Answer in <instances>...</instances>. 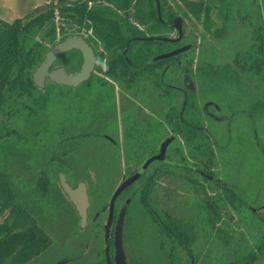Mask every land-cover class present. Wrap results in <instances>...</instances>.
<instances>
[{
  "label": "rangeland",
  "instance_id": "obj_1",
  "mask_svg": "<svg viewBox=\"0 0 264 264\" xmlns=\"http://www.w3.org/2000/svg\"><path fill=\"white\" fill-rule=\"evenodd\" d=\"M52 1L54 0H0V20L8 23L24 20L36 9L49 5ZM199 1L168 0L181 18L184 31L182 42L188 47L183 53L192 58L194 63L192 73L187 74L172 68L168 61L170 58L157 61L162 62L159 71L164 82L171 86L170 96L165 100L159 97L157 90L153 96L149 74H144L135 84L129 85L127 80L118 82L120 79L95 73L90 86L55 92L47 109L40 111L34 118H29L27 114L13 119L3 117L0 129L5 139L0 144L1 164L22 202L33 211L32 216L26 217L22 222L26 226L36 223L40 231L34 234L48 247L47 252L31 264H85L97 259L98 251L101 253L103 245L110 258V249H114L111 236L123 210L128 213V220L124 225V246L130 264H184L188 261L185 251L155 226L142 206L140 192L130 189L118 198L112 225H109V204L114 192L123 180L132 177L143 159H134L131 154L134 146L127 143L123 144L122 154L118 146L109 142L108 136L111 134L112 139L117 142L114 132L122 124L142 121L144 115H147L146 109L151 100L150 113L154 115L151 116L152 120L164 124L168 110L180 104L183 99L186 84L193 86L202 105L204 101L211 102L212 99L206 97L207 93L202 90L199 82L205 70H208L207 67H211L214 73L227 65L236 68L239 56L245 55L244 48L248 49L253 43L249 33L243 29L238 31L234 27L228 28L227 32H206L202 19L190 8V5ZM259 1L262 4V0ZM82 35L88 38L90 33L83 32ZM172 36L177 38L178 31ZM55 66L62 67L61 64H54ZM237 71L242 74L239 69ZM260 76L264 79V75ZM256 77L259 76L253 79L256 80ZM257 82L261 85V81ZM260 85L257 87L251 83V90L261 89ZM87 91L90 94L82 100ZM218 105H222L224 112V104ZM212 107L209 110L215 112ZM238 108L236 106V110L230 114L232 119L245 116L244 111L241 112ZM206 123L211 134L213 122L207 120ZM251 130L254 132L248 147H242L236 142L234 147L237 149H232L233 153H227L228 147L220 149L212 141L206 143L207 148L202 149L204 152L195 149L196 147H187L185 141L177 137L173 130L162 131L157 136L159 144L171 135L175 136L173 138L176 140L170 146L173 161L184 159L199 171L215 173L224 182L231 183L234 192L246 198L251 211L258 215L257 219H252L246 210H241V215H237L228 205L224 206L226 202L222 197L223 192L219 190L216 198L222 212L231 215L223 216L219 224V228L226 229L227 233V241H223L217 235V230H212L207 223L200 199L202 192H195L183 171L172 168L170 177L158 180L154 193L157 201L167 203L193 230L196 238L194 251L202 253L212 264L240 261L250 252L256 251V242L264 236V125H252ZM9 133L10 136L7 137ZM229 158L232 161L230 167L227 166ZM61 172L72 185L82 181L88 185L91 207L89 224L85 230L80 229L74 207L63 191L59 190L57 175ZM188 178L202 181L213 195L212 182H204L195 173ZM10 214V211L0 213V226ZM25 235L19 234L15 239L20 240ZM3 252V248H0L2 260L5 259ZM76 256L79 258H74ZM7 261L9 258L5 263ZM250 264H264V258Z\"/></svg>",
  "mask_w": 264,
  "mask_h": 264
},
{
  "label": "trees",
  "instance_id": "obj_2",
  "mask_svg": "<svg viewBox=\"0 0 264 264\" xmlns=\"http://www.w3.org/2000/svg\"><path fill=\"white\" fill-rule=\"evenodd\" d=\"M160 12L156 0H54L49 5L40 7L32 12L24 20L18 19L13 23L0 20V124L3 117L9 119L22 117L27 114L29 118H34L40 111L47 109L53 96L60 90H79L81 87L90 86L95 73L104 74L115 79L130 75H155L156 82H160L159 66L160 62H155L144 67V64L156 56L175 51L185 45L182 40L179 42H166L156 40H145L146 38H171L176 32L175 20L179 17L168 0H159ZM221 15H228L230 10L229 0H221ZM196 10L198 8V11ZM194 14H199V5H190ZM213 9L209 7V12ZM198 16V15H197ZM212 24L208 23V30ZM83 32L90 33L87 38L89 44L94 48L96 57L95 72L91 78L80 86L67 87L57 85L50 80L46 82L44 88L35 85L33 74L44 60L46 53L59 41L70 36H81ZM258 41L264 49V30L256 34ZM59 36H61L59 38ZM261 49L253 48L247 55L239 56L236 61V68L225 66L215 73L236 75L237 69L244 75L253 77L264 75V60L255 53H260ZM174 69H180L185 73H192L194 60L188 58L186 53H180L168 59ZM83 55L78 50H72L61 54L55 65H62L69 73H77L83 64ZM206 73H211L212 68L207 67ZM200 70V67L198 68ZM253 76V77H252ZM241 84H245L242 80ZM56 92V93H55ZM90 93L84 94L82 100ZM195 95L189 92L180 104L174 105L170 110L172 130L179 137L184 131L190 138V146L202 151L205 149L208 136L206 132L191 126L199 119L201 109L195 101ZM204 126V123H201ZM0 129V144L5 139V135ZM197 134V135H195ZM10 136V133L7 137ZM201 143L196 144L197 138ZM175 168V167H173ZM141 181L145 183L146 177ZM59 190L62 191L59 186ZM45 193L47 191H44ZM126 192V191H125ZM124 192V193H125ZM123 193V194H124ZM225 207H230L241 215V210H246L252 219H257L258 215L242 204L247 200L238 193L223 191ZM140 200L146 211L150 214L149 205L150 194L143 192ZM207 201V209L210 213H215L219 221L224 214L221 207L217 209L212 203V198ZM248 202V200L246 201ZM219 206V205H218ZM10 211V214L0 226V248H3L1 264H31L36 258L47 252L48 247L42 244L35 232L40 228L34 224L26 226L22 222L26 217L32 216V209L14 189V183L5 172V167L1 164L0 152V213ZM242 211V212H243ZM159 213V212H158ZM121 214V212H120ZM127 217V213H122ZM151 215V214H150ZM161 218H172L161 215ZM213 226V220L210 219ZM171 232L178 238L186 242L192 252V238L188 233L182 232L177 225L169 227ZM19 234H26L24 238L16 240ZM226 229L220 228L219 236L223 241H227ZM110 251H113L111 247ZM104 248L101 254H104ZM74 254V252H72ZM75 254H77L75 252ZM264 258V236L256 242V251L250 252L240 261L229 264H250L255 263L259 258ZM9 261L5 263V260ZM106 264L104 257L95 261ZM185 264H206L199 256L188 258ZM211 264V263H209Z\"/></svg>",
  "mask_w": 264,
  "mask_h": 264
},
{
  "label": "flooded vegetation",
  "instance_id": "obj_3",
  "mask_svg": "<svg viewBox=\"0 0 264 264\" xmlns=\"http://www.w3.org/2000/svg\"><path fill=\"white\" fill-rule=\"evenodd\" d=\"M228 3L231 6L230 10L228 11V15L223 16L220 13V7L222 5L221 0H200L199 2H197V4L199 5L198 18L202 19L203 27L205 31L208 33H211L215 30V31H218V33H221V32H227L228 28H232V27L236 28L238 31H240V29L246 30L249 33L253 43L250 44L248 49L244 48L245 49L244 54L247 55L248 52L252 51L253 48L258 47V49L259 48L261 49V52L255 53V55L259 54L262 57V60H264V49L260 41H258V38L260 37L256 35V34L259 35V33L262 32V29L264 30V0H262V4L260 3L259 0H229ZM243 3H244V6H243ZM209 7H212L213 9L211 12H209ZM208 23L212 24L211 29L209 30L207 28ZM220 23H221V26H219ZM239 25H242L243 27ZM246 49H247V52H246ZM236 56L237 54L235 55V57ZM247 56L249 57L252 55L249 54ZM58 67L60 66H57V67L55 66L54 68H58ZM150 75H151L150 77L152 80L151 86H152L153 96L157 90V92H159V97L165 100V98L170 96V91H169L170 90L169 88H171L170 84L168 82H164L162 78V73L160 75L159 83L156 82L155 75H152V74ZM142 77H144V75H130L128 76V78L121 77L118 82L127 80V82H129L128 84L131 85V84H135V82ZM112 79H115V78H112ZM115 80H118V79H115ZM241 80L245 84H241L240 83ZM251 80L252 79L250 76L244 75V74L229 75V74H221V73H214V72H211V73L204 72V74L200 77L199 82L201 83L202 90H205L206 93L208 94V95L206 94V97H209L212 100L211 102L204 101L203 105L201 103L202 102L201 98L195 95L193 86L186 84V86L184 87V93H183L184 98H186L189 92H191L192 94L195 95L194 97L195 101L198 103L199 108L201 109V113L199 114V119L197 118L195 123H190V124H192L191 126L198 128L200 131L206 132L208 136L207 143L212 141L216 143L218 146H220L221 147L220 149L222 148L224 149V147H228L226 152L233 153L232 149L234 150L237 149L234 147L236 146V142H238L242 147H245V146L248 147L252 139L251 134L254 132L253 130H251L252 125L254 126L257 124L264 125V84H263L264 79L262 76H259V77H256V80H254L253 82ZM48 81L49 80H47V82ZM257 81H261V85ZM251 83L253 84V86H257V87L260 85L261 89L257 90L254 88V90L252 91ZM151 102L152 100L150 101V103ZM150 103L148 105V109H146L147 115H144L145 117L143 118L142 121H131V122L120 125V127L115 132L111 131V132L116 133L117 142L112 139L111 134L108 136L110 139L109 142L112 143L114 146H118V148L122 151V154L124 152L123 144L127 143V144L134 146V149L131 152L134 159L135 158L138 160L143 159L141 166L132 173V177L135 174H137V172L141 169V167L150 158L160 154L162 145L167 139H169V138L164 139L159 144V141L157 142L158 140L157 136L160 135L162 131L165 132V130L172 132L171 131L172 124H171V119H170L171 109H169L165 115L166 121L164 122V124H161L159 122L152 120L151 116H154V115L150 113V106H151ZM221 103L224 104V106L227 105L226 107L223 106L224 112H222V107H221L222 105L221 106L218 105ZM236 106H239L238 109H240L241 112L244 111L245 116H237L235 119H232L230 117V114L232 113V111L234 112L236 110L235 109ZM209 107H212L215 110V112L214 111L212 112V110L210 111ZM207 120H211L213 122V128H212L211 134L208 132L209 129L206 127ZM201 123H204V126H201ZM185 133L186 131H184V134L182 133L179 136V138L181 137L185 141V145L188 147L190 146L189 143H191L192 141L190 142L191 139L188 138L187 134ZM173 137L175 136L171 135L170 138H173ZM175 140L176 139L174 138L173 141ZM196 143H201V139L199 140L197 138ZM170 146L171 144L165 150L163 154V158L161 160L153 161L150 164V166L146 169L144 174L138 180H136L133 184L127 187L122 192V194L125 191L128 192L130 189H133L136 192H140V194H142L143 192L149 193L150 194L149 205L151 209V212H150L151 215L146 211L145 208L144 209L147 212V214H149L155 226L168 239L174 240L185 251L188 258L192 259L193 256H199L201 260L205 261L206 264H209L210 262L207 260L206 256H203L202 253L200 252L198 253L195 252L193 249V246L196 241L195 235L193 234V230L190 227H188L172 211V209L169 207L167 203H160L157 201V198L156 196H154V193L157 187L158 180H160L162 177L164 178L170 177L171 169L173 167H175L174 169L183 171L185 176H187L188 181L194 186L195 192H198V191L202 192L200 195L201 197L200 199L202 203V208L204 212L206 213L207 223L211 227L212 230H217V235L220 233V228H219L220 221L218 219L217 214L215 213L211 214L210 211L207 209L206 200H208L209 198H212V203L217 209H219L220 205L218 203V199L216 198V195L219 194V190H222V192L225 191L226 189L231 192H234L235 190L231 188L230 186L231 183L224 182L219 177L215 176L214 175L215 173H212V172L209 173L207 171L201 172L194 165L189 164L184 159L179 162L173 161L171 157V153H170ZM145 155L147 156L145 157ZM228 160L229 162H227V166H229L232 162L230 158ZM215 164L216 166H218L217 162ZM194 173L201 176L204 182L213 183L214 187L211 188L213 189L212 191L213 195L209 193V189L206 188V186L204 185V183H202V181H199L196 178H188V176H192V174ZM144 176L147 179L145 183L141 181V178ZM123 182L125 181L123 180L120 183V185ZM77 184L72 185V187L75 188ZM88 193H89V190H88ZM242 204L248 209L252 210V208L249 207V204L246 201L242 202ZM227 205L230 207L229 204H226V206ZM90 207H91V204H90ZM122 213H127V212L125 210L121 211V214H119V217L116 220V224L119 218H123V245H124V225H125V221L128 220V216L125 217L124 214ZM162 214H164L165 216H171L172 218H165V219L161 218ZM89 215H90V208H89ZM108 219H109V213H108ZM210 219L213 220V223H214L213 226L210 223ZM88 224H89V219H88ZM173 224L179 226L182 232L188 233L191 236V238L193 239L192 245H191L192 252L191 250H189L184 240H182L181 238H178L176 235H174L171 232L169 227H171ZM115 228H116V225H115ZM102 229H103V226H102ZM114 233H115V230H114ZM114 233H113V236H111L112 245L114 243ZM103 248H104V245H103ZM124 251H125V246H124ZM110 252H111L110 261L112 262V264H116L115 257H114V249L113 251H110ZM102 257H104L106 264H108L106 251L104 252V254H101L98 251L97 259H93L89 261L86 260L87 263L85 264H95V261H97L100 258L102 259ZM74 258H79V257L76 256ZM185 263L186 261L184 262V264ZM100 264H103V262L101 261ZM128 264L130 263L128 262Z\"/></svg>",
  "mask_w": 264,
  "mask_h": 264
},
{
  "label": "water",
  "instance_id": "obj_4",
  "mask_svg": "<svg viewBox=\"0 0 264 264\" xmlns=\"http://www.w3.org/2000/svg\"><path fill=\"white\" fill-rule=\"evenodd\" d=\"M156 1L160 12V2L159 0ZM175 28L179 33V36L175 39L154 37V38H146L145 40L179 42L182 40L184 36V31L180 17H178L175 20ZM187 49L188 47L185 46L183 48L176 49L175 51H171L169 53L156 56L153 59L147 61L144 64V67L160 60L172 58L177 54L185 52ZM72 50H78L83 55L84 62L79 72L69 73L64 67H58V68L53 67L58 57L61 54L70 52ZM95 67H96V57H95L94 48L89 44L87 37L84 35L70 36L59 41L46 53L44 60L33 74V80L35 85L38 86L39 88H44L47 80H50L51 82L57 85L76 88L81 84L87 82L91 78L92 74L95 72ZM173 140L174 138L167 139L162 145L161 152L159 155L150 158L141 167V169L137 172V174H135L133 177L123 182L116 189L110 200V205H109V225H112V221L115 213V204L117 202L118 197L127 187L133 184L144 174L146 169L150 166V164L153 161L161 160L163 158V154L165 150L172 143ZM57 179L59 186L67 195L69 201L72 203V205L75 207V210L77 211L81 229L85 230L88 226L89 208L91 204L87 184L84 181H82L79 182L75 188H73L72 184L68 181L66 175L62 172L57 175ZM114 257L116 264H128L124 251V245H123V218H119L115 228ZM107 260H108V264H111L109 257H107Z\"/></svg>",
  "mask_w": 264,
  "mask_h": 264
},
{
  "label": "crops",
  "instance_id": "obj_5",
  "mask_svg": "<svg viewBox=\"0 0 264 264\" xmlns=\"http://www.w3.org/2000/svg\"><path fill=\"white\" fill-rule=\"evenodd\" d=\"M155 63V62H154Z\"/></svg>",
  "mask_w": 264,
  "mask_h": 264
}]
</instances>
